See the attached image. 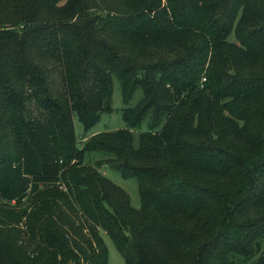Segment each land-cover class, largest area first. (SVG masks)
Masks as SVG:
<instances>
[{
	"label": "trees",
	"instance_id": "1",
	"mask_svg": "<svg viewBox=\"0 0 264 264\" xmlns=\"http://www.w3.org/2000/svg\"><path fill=\"white\" fill-rule=\"evenodd\" d=\"M113 77L141 98L78 146ZM101 231L124 264H264V0H0V264H108Z\"/></svg>",
	"mask_w": 264,
	"mask_h": 264
},
{
	"label": "rangeland",
	"instance_id": "2",
	"mask_svg": "<svg viewBox=\"0 0 264 264\" xmlns=\"http://www.w3.org/2000/svg\"><path fill=\"white\" fill-rule=\"evenodd\" d=\"M112 82H113V91L111 97V107H112L111 112L101 113L99 121L86 131L84 130L81 123L78 121L77 116L73 115L72 117L73 128L78 146L83 145V143H85L86 138H89L96 133L123 128L124 123L121 117L122 109L126 107L134 106L141 98L142 96L141 90H136L132 95L129 104L124 105L121 100L119 81L115 77H113ZM146 130H147V120H144L141 124V127L133 131L135 139L138 133ZM100 158H103L101 153H97V152L86 153L84 163L88 165H94L95 160ZM98 170L111 182H113L114 184L121 187L123 190L127 192L130 199V204L133 208L135 209L139 208L140 205L139 194L137 190V183L134 178H123L118 170L113 169L105 164L99 166ZM100 233L108 250V264H124L122 257L115 249L110 238L103 231H101ZM262 242L264 249V240Z\"/></svg>",
	"mask_w": 264,
	"mask_h": 264
}]
</instances>
